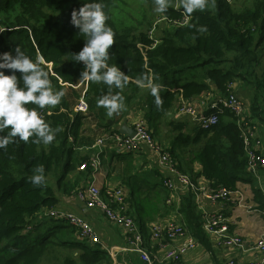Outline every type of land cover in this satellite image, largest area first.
Returning <instances> with one entry per match:
<instances>
[{"label": "trees", "instance_id": "1", "mask_svg": "<svg viewBox=\"0 0 264 264\" xmlns=\"http://www.w3.org/2000/svg\"><path fill=\"white\" fill-rule=\"evenodd\" d=\"M176 1L169 0L167 13L158 20L165 26L157 37L152 25L144 28L135 16L140 12L135 10L138 5L153 4V0H104L108 23L115 32L108 64L119 66L129 77L122 90H111L112 94L119 92L123 96L124 108L110 117L104 107H97V100L109 94V86L82 81L84 65L71 59V54H78L85 44L70 22L71 12L90 0H0V54L11 52L14 56L15 48L20 46L33 59L42 55L52 86L65 92L59 105L41 110L42 118L52 129H58L50 145L17 140L0 149V255L5 247L15 251L16 245L25 246L20 255L1 258L0 264H44L46 260L57 264H113L101 246L76 250L72 241L80 234L65 218L50 216V229L41 233V214L56 211L64 196L80 193L92 181L93 162L98 154L81 139L83 120H96L106 130L103 136L118 133L116 129L111 131L113 124L108 119L119 124L137 99L145 100L144 119L154 135L160 133L166 114L179 96L193 98L210 92L213 86L222 96H229L234 83L243 86L240 90L247 87L253 98L251 110L241 115L225 108L209 111L218 113L219 123L208 131L197 130L196 138L183 134L180 125L170 122L175 135L167 150L176 170L188 175L196 185L202 176L212 190L226 188L234 192L238 182L252 179L247 172L243 122H264V65L261 73L257 72L264 54V0L253 10L243 11H236L231 0H207L204 10L191 14L179 12L182 4L177 5ZM210 64L218 65L206 72L204 79L210 82L183 85L170 78V73L174 76L180 68ZM6 74L10 71L6 70ZM141 77L163 87L158 92L163 100L161 108L156 107L150 87L137 84ZM83 94L89 107L85 115L75 112ZM204 137V147L195 150ZM197 164L201 167L199 176L194 171ZM39 165L44 166L45 179L42 185L35 186L30 178ZM167 180L178 185V180L161 168L130 179V195L122 183L113 190L123 191V212L136 220L148 243L153 236L151 228L173 218L186 230V236L193 237L202 248L213 249L204 230L203 213L197 206L198 193L190 188L178 189V201L172 199L171 192L175 190L166 185ZM100 191L106 202L113 200H106L105 192L101 188ZM149 224L151 232L147 229ZM163 237L169 243L165 233ZM134 263L148 264L141 257Z\"/></svg>", "mask_w": 264, "mask_h": 264}, {"label": "crops", "instance_id": "2", "mask_svg": "<svg viewBox=\"0 0 264 264\" xmlns=\"http://www.w3.org/2000/svg\"><path fill=\"white\" fill-rule=\"evenodd\" d=\"M208 70L209 69H206L202 74L200 78L202 81L207 80V82H210L208 78L204 79ZM172 75L173 74L170 73V78L173 77L174 81L183 85L186 83L182 76ZM242 87L243 86L239 87L237 83H234L231 89L232 93H235L238 96L237 98L244 102L246 111H248V105H251L253 98L251 97V93L248 91L247 87H245L244 90H240ZM160 88L162 89L163 87L160 86ZM170 90H172V92H176V89L171 88ZM221 97H223L222 94L218 93L214 86L210 92H205L202 95L194 96L193 98L185 99L179 96L177 99L178 102L174 108L169 111L168 114H166V117L164 118V124L159 131L160 133L154 134V138H156L161 146L170 147L172 144L171 138L175 135V127L171 126V123L173 122L174 124L176 123L182 127L181 130L183 134H188L191 135V137L196 138L197 130H199L196 119L188 113L181 115L179 112L180 108L184 104H193L198 112L208 113L212 110L213 105L219 104L218 102L221 100ZM135 101L136 103L132 105L126 118H124L119 124L113 123L111 131H115V129L123 126L135 128L137 123H146V119H144L146 113L143 108L145 100L137 99ZM83 121L85 124L81 139L91 149H94L97 154H99V158L101 159V169L96 174V176L99 187L105 192V194H103L105 195L106 200H109V198L112 199L110 192L116 188L117 185L122 183L127 194L130 195L128 188V182L130 179L134 178L140 173L163 168L159 156H157L150 145H146L144 143L140 145L139 153L127 154L118 151L113 146L102 149L97 148L99 138H101L104 133L106 134L105 128L99 126L98 122L93 118H87ZM253 125L256 126L258 142L257 145L256 141H254L256 144V150L258 154L264 155V122L260 120H254ZM206 141L207 139L205 137L201 138L196 146L199 145V147L202 149ZM196 146L195 150H200L196 149ZM194 171L199 176L201 167L198 164L195 165ZM247 172L252 177V180H257V183L253 184L247 183L246 181H240L238 182V190L236 191L241 192L244 195L242 201L243 204L245 203L251 206L254 210L253 212L255 213L247 214L244 210H241V207L239 206L240 199L235 194L232 195L231 200L225 201L224 203H218L216 206H212V204L206 200L203 202V204L204 207H206L209 211H218L227 215L231 233L237 234L243 239L247 240V247L249 250L245 251L239 248H229L227 246L221 245L216 237L210 235L209 237L211 243L213 244V249H205L198 245L196 248L189 249L188 252L182 256L178 262H174V264H246L247 262H251L260 258V252L256 249L254 241L256 239L258 241L262 237V234L264 233V223L261 219L260 221H254L253 218L251 219L250 215L262 217L261 215L264 213V168L259 169L257 172H252L250 170H247ZM197 181L201 187H205L206 185L210 187V183L202 176H200ZM56 210L59 213L72 214L74 216L76 215L77 217L87 221L92 227L93 233L99 237L100 243H94L96 244L94 245L90 239L80 237L81 235H79V237L76 236L75 239L78 241H85L90 246V249L101 246L103 250L111 256L113 264H135L134 262L136 258H140L139 254L131 250L128 237L123 229L115 223L108 222L100 210L88 209L78 194L74 193L72 196H64ZM41 215V221L43 222L41 226V233H44L45 230L50 229L49 224L51 223V220L49 212L42 213ZM172 221L173 218H168L166 222L160 221L156 224H158L161 228H164L169 222ZM44 223L47 225L44 226ZM151 223L152 222H150V224ZM150 224L147 227L149 232H151ZM186 240L187 237L177 240L173 243V247L176 248L179 245L184 244ZM150 244H152V242H150L149 245ZM147 250H150V253H156L151 247H148ZM79 251L80 250L77 252L79 253ZM163 254L164 253L162 251L157 253L160 260H162L164 256ZM57 263L47 260L44 262V264Z\"/></svg>", "mask_w": 264, "mask_h": 264}, {"label": "clouds", "instance_id": "3", "mask_svg": "<svg viewBox=\"0 0 264 264\" xmlns=\"http://www.w3.org/2000/svg\"><path fill=\"white\" fill-rule=\"evenodd\" d=\"M153 4L155 12L167 13L169 0H153ZM181 4L185 13L191 14L204 10L207 0H181ZM105 7L104 0H90L71 12L70 22L85 41L82 50L71 54V59L77 64L83 63L82 81L109 86V94L97 100V107H104L111 117L124 108L123 96L119 92L112 94L111 90H122L129 77L119 66L108 64L115 32L108 23L110 17ZM45 63L42 55L33 59L20 46L15 48L14 56L11 52L0 54V149L17 140L43 145H50L55 140L58 129H52L42 118L41 110L59 105L65 92L52 86L49 73L43 66ZM6 70L10 74H6ZM137 84L149 86L156 107H162L163 100L158 94L160 85L146 82L143 77L137 80ZM34 173L31 183L42 185L44 166H37Z\"/></svg>", "mask_w": 264, "mask_h": 264}, {"label": "built area", "instance_id": "4", "mask_svg": "<svg viewBox=\"0 0 264 264\" xmlns=\"http://www.w3.org/2000/svg\"><path fill=\"white\" fill-rule=\"evenodd\" d=\"M218 105H213L211 111H217L220 109H227L232 113L241 115L242 112L246 111L244 102L231 94L229 96L221 97V100L218 102ZM89 110L87 102L83 97L80 99L78 106L75 109V112L86 114ZM181 115L186 113L191 114L197 122V126L201 131H208L214 128L219 123L218 113H200L193 104H184L180 110ZM244 127V145L245 152L248 157V170L252 172H257L259 169L264 168V155L258 154L256 150L257 135H256V126L252 123L245 121L243 122ZM136 135L134 137H127L121 135L120 133H110L100 138L97 144V148L102 149L106 147L113 146L118 151L124 153H139L140 145L142 143L150 145L154 152L159 156L160 161L163 165V168L175 177L178 180V185L175 186L174 182L167 180L166 185L175 191L172 193V199L177 200L178 195L180 194L178 189L185 191L186 189H192L198 193L197 197V206L200 211L203 213L204 218V230L210 236H214L218 239L221 245L227 246L229 248H239L245 251H248L247 240L243 239L237 234H232L229 229L228 217L218 211H209L204 207L203 202L206 200L216 206L218 203H224L225 201L231 200L233 194H235L239 200V206L243 207V197L244 195L241 192L230 191L226 188L219 190H212L209 186L201 187L191 182V179L188 175L180 174L176 168L175 163L173 162L168 147L161 146L156 138L151 133L148 125L146 123H137L135 125ZM256 141V144L255 142ZM168 149V150H167ZM93 162V171H92V181L89 183V186L78 193L81 200L85 203L88 209H97L104 214L108 222L115 223L119 225L123 231L126 233L129 241L131 250L135 251L140 255L142 260L148 264H154V261L161 264H169V262H178L182 256H184L189 249L196 248L198 242L191 236L187 235L186 230L183 226L176 221L169 222L168 225L164 228H161L158 224L154 225L151 228L153 231L152 244L153 248L158 250L155 254L149 253L147 246L151 247L147 239L143 236L142 231H140L136 220L132 217H129L123 212V203H124V194L121 189L116 191L111 190L110 195L113 198L111 202H106L104 196L101 194L100 187L98 185L96 174L101 169V159L99 154L95 156ZM116 204L118 207L114 208L112 205ZM254 210L252 209V212ZM52 218H65L69 220L71 226L78 229V233L81 237L85 239H90L92 243H100L99 237L93 233V229L90 224L84 219L77 217L72 214H63L59 213L57 210L49 213ZM264 218V213H262ZM264 220V219H263ZM166 234L169 243L163 237V234ZM187 237V240L184 244L179 245L178 247H173V243L177 240ZM260 240V241H259ZM257 241L255 247L260 252V258L254 261L249 262L248 264H264V233L262 237ZM151 247V248H152ZM152 248V249H153ZM162 251L164 254L162 260H160L157 253ZM232 264V263H231Z\"/></svg>", "mask_w": 264, "mask_h": 264}, {"label": "rangeland", "instance_id": "5", "mask_svg": "<svg viewBox=\"0 0 264 264\" xmlns=\"http://www.w3.org/2000/svg\"><path fill=\"white\" fill-rule=\"evenodd\" d=\"M229 1V0H228ZM230 5H233L234 9L236 11H243L244 9H251L253 10L257 4H259L261 2V0H231L229 1ZM177 5H181V0H177L176 3ZM137 4H134L133 7H135ZM138 8H136L135 10L140 11L139 13L135 14L136 18L139 20L141 26L148 27L152 25V30L153 33L157 35V37H159L160 35H162V28L164 29L165 23H163V25H161V23L158 22V20L162 19V15L163 13H157L154 11V4H146L144 3L143 5H138ZM179 12L182 13V11H184L183 7L178 9ZM151 23V24H150ZM159 23L158 26H156V24ZM150 24V25H149ZM174 24V23H173ZM261 66L258 67V73H261L260 68L264 65V54L261 57ZM218 65L216 64H210L207 66H202V68L200 67H195V68H188V67H183L178 69L179 72H177L174 76L179 75L182 76V78H184L185 82H191V81H196V82H202L201 76L204 73V71L206 69H213V68H217ZM264 106V104H263ZM248 109L251 110V105H248ZM251 116H253V114L251 113ZM254 119V116H253ZM110 121V119H108ZM255 120V119H254ZM113 121V120H112ZM257 121V120H256ZM105 136V135H104ZM103 137V136H102ZM100 140V138H99ZM196 149H201L199 147V145L196 146ZM248 179L250 181H246L247 183H253L256 184L257 180L255 179H249V177L245 178ZM245 181V180H244ZM252 207L247 205V204H243V207H241V210H244L247 214H253L255 212H252ZM251 219L253 218L254 221H260V219L263 221L264 223V218L263 215H261L262 217H255L253 215H250ZM249 216V217H250ZM117 225V224H116ZM119 226V225H118ZM254 241V240H253ZM260 241V240H259ZM255 244L257 243V239L254 241ZM72 245L74 246L75 249H83V248H90V246L85 242V241H78L77 239L72 241ZM25 246L19 244L16 245L15 247V251L14 250H8V247H5L3 250V254L1 253L0 255V259L1 258H5L6 260L16 257L17 255H20L22 251H24ZM249 262H247L246 264H248Z\"/></svg>", "mask_w": 264, "mask_h": 264}, {"label": "water", "instance_id": "6", "mask_svg": "<svg viewBox=\"0 0 264 264\" xmlns=\"http://www.w3.org/2000/svg\"><path fill=\"white\" fill-rule=\"evenodd\" d=\"M114 122L112 120L109 121V124H113ZM116 131L118 133H120L121 135L127 136V137H134L136 135L135 129L132 127H127V126H123V127H119L116 129Z\"/></svg>", "mask_w": 264, "mask_h": 264}]
</instances>
